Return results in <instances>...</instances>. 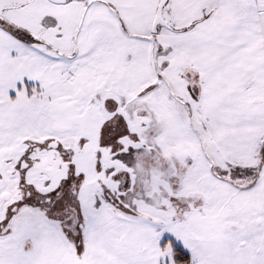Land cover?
Masks as SVG:
<instances>
[{"label":"snow or ice","instance_id":"snow-or-ice-1","mask_svg":"<svg viewBox=\"0 0 264 264\" xmlns=\"http://www.w3.org/2000/svg\"><path fill=\"white\" fill-rule=\"evenodd\" d=\"M0 264H264V0H0Z\"/></svg>","mask_w":264,"mask_h":264}]
</instances>
